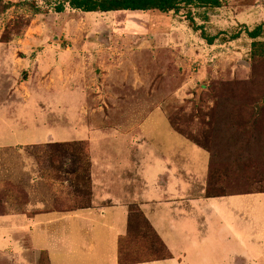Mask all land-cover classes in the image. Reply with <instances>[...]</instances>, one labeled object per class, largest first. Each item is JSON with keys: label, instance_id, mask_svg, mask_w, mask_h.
<instances>
[{"label": "rangeland", "instance_id": "1", "mask_svg": "<svg viewBox=\"0 0 264 264\" xmlns=\"http://www.w3.org/2000/svg\"><path fill=\"white\" fill-rule=\"evenodd\" d=\"M263 22L264 0H224L221 8L179 13L67 8L62 14L43 0H0V166L20 168L14 183L6 181L10 173L0 182V213L11 214L7 200L18 202V212L28 202L36 210L74 208L69 201L76 196L88 205L90 183L78 180L90 179L92 160L99 172L107 165L118 170L116 159L124 161L134 176L147 167H169L171 184L185 187L195 201L209 196L207 189L241 194L223 198V248L214 247L218 237L197 234L183 250L173 246L177 264H264V254L250 245L264 229V59L252 55L245 33L230 39ZM202 32L218 39L209 45ZM47 135L90 141L93 158L85 143L38 145ZM32 170L45 173L37 171L30 183ZM204 205L196 207L204 209L198 219H206L194 221L197 233L203 223L218 228ZM233 216L246 225L231 234ZM181 224L193 232L188 216ZM142 226L133 222L123 249L143 255L156 246L154 233ZM1 235L0 264L37 262L33 252ZM44 238L37 239L43 244ZM19 242L31 245L29 237ZM46 256L40 264H47ZM64 256L53 253V260Z\"/></svg>", "mask_w": 264, "mask_h": 264}, {"label": "crops", "instance_id": "2", "mask_svg": "<svg viewBox=\"0 0 264 264\" xmlns=\"http://www.w3.org/2000/svg\"><path fill=\"white\" fill-rule=\"evenodd\" d=\"M176 135L183 138L178 133ZM44 138L45 140L39 139L37 141H42L38 145L84 142L89 148V157L93 158L92 143L79 139V136L69 141L55 140L51 135H47ZM116 160L118 165H120L118 170L111 169L107 165L106 170H100V172L95 170L94 164L96 163L95 160L94 163L92 160L90 172L91 197L89 198L88 205L81 206V199L76 196V200L71 201L70 199L69 201L70 206H73L72 203H75L76 206L74 208L45 209L44 206L43 208L39 206L38 210H36L37 208L34 209L32 207V202H28L27 204L23 203V209L21 212H18V210H14V207L18 206V202L16 203L13 200L4 201L3 204H10L13 209L10 212L11 214L9 212L7 214L0 213L1 236L15 239L17 244L14 242L13 244L18 245L22 249V252H33L36 256L35 261H37L34 264L41 263L39 262L41 261L39 257L44 252L47 255V264H119L118 242L122 236L127 234L130 206L137 205L171 253L170 259L139 264H177V259H175L177 256L175 255L176 250L173 249V246L180 243L178 248L183 250L184 245L188 244L187 240H193L197 234H205L212 237L214 235V238L218 237V240L213 243L214 247L217 250L219 247L223 248V198H232L234 196H206L204 199L200 198L199 201H195L190 197V193L185 192V187L181 188L180 185L171 184L173 180L170 173L174 169L171 171L167 167L154 170L153 167L149 169L147 167L144 171H136L135 177L132 171L134 169L129 167L124 168L121 166L124 161L120 162L118 159ZM127 170H130L132 175ZM37 171L29 172L28 180L30 183L35 181ZM38 172L39 174L45 173H40V170ZM6 173H10L9 175H11L8 176V180L6 181L14 183L12 181L13 175L20 174V168L15 167L6 172L0 166L1 185L5 183ZM44 178L42 179L40 176L39 181H43ZM69 181V179L64 180V183L67 184ZM66 184L53 185L64 188L67 186ZM48 186L50 187L52 184ZM37 187L35 184L34 188ZM217 201H219L218 204L216 203ZM38 203L40 205L43 204L42 202ZM201 203H204V207L216 215L215 219L218 222V228H215L213 225H208V228L203 223L197 233L194 221L206 220L205 218L198 219V215H196H204L203 208L201 211H198L196 208L199 207V204L201 206ZM217 208H219V212L215 210ZM32 211L36 212L30 215ZM185 216L190 218L193 232H186L184 229L186 224H181L180 227L177 226L179 219ZM233 217L230 218L233 225L232 230L229 226L231 234L232 231H239V228L241 230L246 225L238 216ZM253 217L256 218L258 216ZM208 221L211 222L212 219L209 217ZM5 222H9V224H5ZM39 234L45 237L43 244L37 239L39 238ZM21 237H29L31 245L22 247L23 244L19 242ZM238 238H240L242 246L243 240L241 237L236 236L237 243ZM250 245L253 251L258 250L259 253L264 254V229L259 230L258 233L252 236ZM53 253L57 255L64 253L65 256L54 261ZM219 253L217 252L216 256ZM219 258H221L220 254ZM213 261H209V263Z\"/></svg>", "mask_w": 264, "mask_h": 264}, {"label": "trees", "instance_id": "3", "mask_svg": "<svg viewBox=\"0 0 264 264\" xmlns=\"http://www.w3.org/2000/svg\"><path fill=\"white\" fill-rule=\"evenodd\" d=\"M46 5L49 7H52L54 9L55 13H64L67 8H70L75 11H79L82 13H111V12H162V13H179L184 8H205V9H217L221 8L224 4V0H43ZM35 4L33 3V7ZM36 10L39 8L36 6ZM191 22L194 24V18L190 16L189 18ZM246 34L248 38L252 40V55L254 57H263L264 59V22L257 25L254 29L250 30L246 28L245 30L239 31L235 34H233L230 39L236 40L241 37L242 34ZM202 35L204 37V40L207 41L209 45H213L215 41L218 39V36H209L205 32H202ZM84 143V142H80ZM62 144H47V148H51L53 146L58 147ZM73 145L78 146V144L74 143ZM84 145V144H83ZM87 146V144L85 143ZM84 150V148H82ZM88 150V146H87ZM209 157L211 159L212 153L209 152ZM240 153V152H239ZM239 153L236 154V156H239ZM50 156V155H49ZM241 157V155H240ZM89 162V159L87 158V163ZM83 170V167H81ZM85 171V169H84ZM85 174V173H84ZM87 177V176H86ZM80 182H89L90 179H81L78 180ZM64 181H62L63 183ZM59 183L61 182H53ZM90 185V184H89ZM207 193H209V197H226V196H235V195H241V194H226V193H210L207 189ZM262 193V192H261ZM254 194V193H251ZM137 208V207H136ZM138 212L134 211L133 209L130 210L129 214V225H128V233L125 236H122L119 239L118 242V262L119 264H139V263H146V262H152L157 260H166L171 258V253L167 249L166 245L163 243V241L159 238L155 230L150 226L149 222L147 221V218L143 215V213L139 210V208L136 209ZM136 212V215H133V213ZM134 218V219H133ZM141 220L146 224V226H142L141 229L149 228L152 233L156 236L158 239L157 244H159L160 247L152 246L148 254L138 255L136 252V249L132 251L133 249H127L122 247L123 243L125 241L129 240V235L131 232V227L133 222L135 220ZM137 228L139 227L137 223ZM158 251V255L154 256L153 252ZM162 251V253H160ZM146 258H150L147 260Z\"/></svg>", "mask_w": 264, "mask_h": 264}]
</instances>
